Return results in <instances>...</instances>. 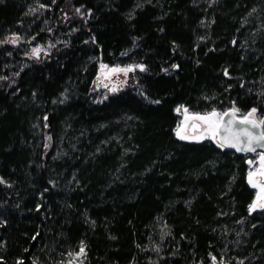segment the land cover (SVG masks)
<instances>
[{
  "label": "trees",
  "instance_id": "trees-1",
  "mask_svg": "<svg viewBox=\"0 0 264 264\" xmlns=\"http://www.w3.org/2000/svg\"><path fill=\"white\" fill-rule=\"evenodd\" d=\"M101 62L144 68L102 96ZM179 106L264 120V0H0V264H264L256 154Z\"/></svg>",
  "mask_w": 264,
  "mask_h": 264
},
{
  "label": "rangeland",
  "instance_id": "rangeland-1",
  "mask_svg": "<svg viewBox=\"0 0 264 264\" xmlns=\"http://www.w3.org/2000/svg\"><path fill=\"white\" fill-rule=\"evenodd\" d=\"M17 37L18 39L15 40V44H19L22 41H24V38L18 35H12L9 39L10 41H12L13 39ZM26 48L28 49L26 56L28 55L29 57L34 58V59H43L44 57L48 55V53L51 50V47L49 44H34V42L27 44ZM34 49H40V51L37 53L33 51ZM124 68H131L133 70L127 73L123 71H116V72L111 71L112 69H124ZM141 68H144V65L141 63H130V64L122 65V64H108L105 62H101L99 65L98 74L95 79V89H97L100 93H102V96H105L109 93H113L120 89H123L127 87L128 85H131L135 81L136 71L141 70ZM113 89H115V91H113ZM178 108L181 109L178 113L181 114L182 118H181V121L179 122L177 129L181 128L182 134L189 137V139H186V140L200 141L207 137H210L213 140L215 139V137L211 134V131H209L208 123L204 121L196 120L201 123V126H200L201 130L199 128L195 129V127H197L198 125L195 123L192 126L194 119H191V117L197 114L192 113L187 109V115L189 119L186 121L185 113H184V109L186 108L183 106H179ZM211 113L198 114V115L206 116ZM213 122H215L214 119H213ZM177 129H176V135H177ZM253 153L256 154L255 157L258 162H257V165L256 166L254 165L251 168V170L248 172L247 179L252 186L256 185L255 187L257 190V195L252 205L253 204L257 205L255 209H262V207H259V205L264 204V180L262 179V176H261V174L264 172H263V169H261V167L259 168V163L260 161L262 163L261 155L264 154V151H256ZM79 253L80 251L74 254L72 256V259L67 264H86L85 259H84V254L80 255Z\"/></svg>",
  "mask_w": 264,
  "mask_h": 264
},
{
  "label": "water",
  "instance_id": "water-1",
  "mask_svg": "<svg viewBox=\"0 0 264 264\" xmlns=\"http://www.w3.org/2000/svg\"><path fill=\"white\" fill-rule=\"evenodd\" d=\"M235 110V114L233 115V112ZM218 113V111H215ZM252 112L249 111L245 114H239L238 111L234 108H229L225 110L222 114H219L217 117L216 122H219V128L215 130L214 134H212L215 137V142L221 146L224 145V148L235 150L239 153H251L256 151H264V148H260L256 146L255 143H253V147L256 148L255 151H238L236 147L230 146L231 143L236 142V136L239 135V140L242 142L240 144L241 148L246 147L248 137L243 135V130L247 129L249 132H251L253 135H259L261 128L256 127L253 128L251 124L243 122L245 120V117H248V114ZM251 120H255L257 123L261 121L257 115L254 113L251 117H249ZM226 129H228L226 131ZM213 133V132H212ZM222 147V146H221ZM262 166L261 161L259 163V168Z\"/></svg>",
  "mask_w": 264,
  "mask_h": 264
},
{
  "label": "snow or ice",
  "instance_id": "snow-or-ice-1",
  "mask_svg": "<svg viewBox=\"0 0 264 264\" xmlns=\"http://www.w3.org/2000/svg\"><path fill=\"white\" fill-rule=\"evenodd\" d=\"M16 39H18V37L13 39L12 42L15 43ZM33 51L38 53L40 51V49H34ZM132 70L133 69H131V68H124V69H112L111 71H113V72L123 71V72L127 73V72L132 71ZM141 70H143V68H141ZM113 91H115V89H113ZM180 110L181 109L178 108L177 112H179ZM255 111L256 110L253 109L252 112H250L248 114V117H245V120L243 122L251 124L253 128L260 127L261 131H260L259 135H253L247 129L243 130L242 134L248 137V141H247L246 147H244V148L240 147V144L242 142L239 140V135L240 134H237L236 142L235 143H231L230 146L236 147L238 151H255L256 148L253 147V143H255L256 146H258L260 148H264V120H261V121H259V123H257L255 120L249 119V117H251L255 113ZM184 113H185V120L187 121L189 119V117L187 115V109H184ZM234 114H235V110L233 112V115ZM218 115L219 114L216 113V112H213V113H211L209 115H206V116H201V115L197 114V115L192 116L191 119L204 121V122L208 123L209 124V131L215 132V130L219 128V122L218 121L217 122H213V117H216ZM227 130L228 129H226V131ZM177 135L180 137V139H189L188 136H185V135L182 134V129L181 128L177 129ZM221 146L223 147L224 145L222 144ZM261 160H262V162H264V154L261 155ZM253 186L255 187L256 185H253ZM256 207H257L256 204H253V205L250 206V208L252 210H255ZM259 207L264 208V204L259 205ZM79 254L80 255L84 254V247L83 246H81ZM213 260H215V257H213Z\"/></svg>",
  "mask_w": 264,
  "mask_h": 264
},
{
  "label": "bare ground",
  "instance_id": "bare-ground-1",
  "mask_svg": "<svg viewBox=\"0 0 264 264\" xmlns=\"http://www.w3.org/2000/svg\"><path fill=\"white\" fill-rule=\"evenodd\" d=\"M213 119H214V121L216 122L217 117H214ZM195 123L198 125L197 127H195V129H196V128H199V129L201 130V128H200L201 123H200L199 121L194 120L192 126H193ZM191 128H192V127H191ZM211 134H214V132L212 133V131H211ZM261 164H262L261 169H263V172H264V162H262ZM261 176H262V179L264 180V173H262Z\"/></svg>",
  "mask_w": 264,
  "mask_h": 264
}]
</instances>
